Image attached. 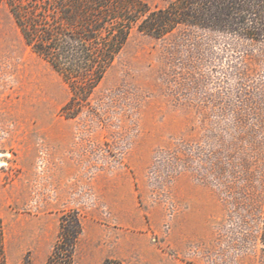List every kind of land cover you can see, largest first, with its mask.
Masks as SVG:
<instances>
[{"label": "rangeland", "instance_id": "obj_1", "mask_svg": "<svg viewBox=\"0 0 264 264\" xmlns=\"http://www.w3.org/2000/svg\"><path fill=\"white\" fill-rule=\"evenodd\" d=\"M46 1L0 0L7 264H46L64 214L82 225L72 264H264V45L242 61L217 32L182 25L156 38L134 27L67 117L70 86L9 5Z\"/></svg>", "mask_w": 264, "mask_h": 264}, {"label": "trees", "instance_id": "obj_2", "mask_svg": "<svg viewBox=\"0 0 264 264\" xmlns=\"http://www.w3.org/2000/svg\"><path fill=\"white\" fill-rule=\"evenodd\" d=\"M9 5L26 42L70 86L73 97L62 108L67 117H75L88 103L134 27L156 38L182 25L217 32L232 50L239 49L242 61L250 55L248 47L264 45V0H174L157 9L139 0H54L21 7L13 2ZM257 89L264 92V87ZM76 99L78 107L71 110ZM81 232L79 217L64 214L58 242L46 264H72ZM3 237L0 219V264H7ZM260 239L264 243V215ZM103 264L123 262L109 258Z\"/></svg>", "mask_w": 264, "mask_h": 264}]
</instances>
